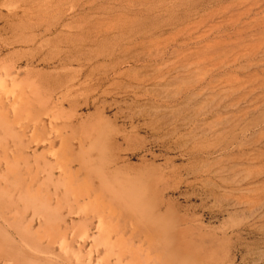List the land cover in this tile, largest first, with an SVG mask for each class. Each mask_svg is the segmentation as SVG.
<instances>
[{
    "label": "rangeland",
    "instance_id": "374dc122",
    "mask_svg": "<svg viewBox=\"0 0 264 264\" xmlns=\"http://www.w3.org/2000/svg\"><path fill=\"white\" fill-rule=\"evenodd\" d=\"M0 264H264V0H0Z\"/></svg>",
    "mask_w": 264,
    "mask_h": 264
}]
</instances>
